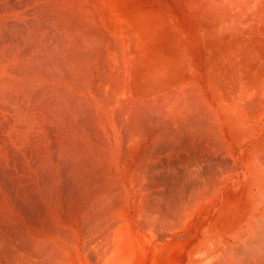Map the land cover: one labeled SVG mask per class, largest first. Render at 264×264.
<instances>
[{
	"label": "bare ground",
	"instance_id": "1",
	"mask_svg": "<svg viewBox=\"0 0 264 264\" xmlns=\"http://www.w3.org/2000/svg\"><path fill=\"white\" fill-rule=\"evenodd\" d=\"M26 1L10 8L0 0V232L20 228L23 242H33L24 251L44 257L38 263L51 255L58 264L70 261L67 247L85 237L83 226L121 239L131 208L152 214L158 201L153 206L150 190L162 189L165 178L151 179L149 170L181 175L183 192L189 175L197 189L189 202L201 207L208 198L200 175L205 152L225 154L232 166H220L218 179L240 177L257 194L236 242L210 264H264V0ZM173 3L179 19L167 13ZM187 11L202 29L191 49L190 23L180 18ZM66 186L78 190L70 215L60 199ZM180 197L167 205L168 215L158 206L152 216L179 225L193 207ZM16 198L41 204L43 218L37 214L32 226ZM67 226L75 227L70 239L62 233ZM24 257L12 255L17 264H26Z\"/></svg>",
	"mask_w": 264,
	"mask_h": 264
},
{
	"label": "rangeland",
	"instance_id": "2",
	"mask_svg": "<svg viewBox=\"0 0 264 264\" xmlns=\"http://www.w3.org/2000/svg\"><path fill=\"white\" fill-rule=\"evenodd\" d=\"M3 1L4 0H2V3H5V1H6V3H5L6 6H8V7L11 6L10 8H12L14 5H15L14 8H19L18 6H25L26 3H27L26 0H5L4 2ZM8 1H9V5L7 4ZM174 5H176V4L173 3V8L174 9L170 8L169 6H167V9L169 10V11L167 10V13L169 14V16H171L173 14L171 16L173 18L179 19L178 16L176 15V13H175V7H174ZM164 9H165V7L163 6V9L162 10H164ZM180 18L182 19V23H183L184 26H187L186 25V22L190 23V26H191L190 29L187 28V30H188V36H189V33H190V35L191 34L192 35L188 37V40L189 41H187V42L189 44V48L191 49L192 46H194L195 43L198 42L197 39H200L201 33H202V29H199L198 30V28H197V23L198 22L195 21V18H192L191 17V12L190 11H187V14H186V18L187 19L189 18L188 20L191 19L190 21L186 20L184 14L182 12L180 13ZM209 20H210V18L207 20L210 23ZM171 22H170V20L165 19V23H166L165 25L170 26V27L172 26L173 28H175L176 27L175 22L174 21L172 23ZM208 22H207L206 26H204V32H205V28H207L209 26V23ZM195 30H197L198 32L196 33ZM193 32H194V34H193ZM190 37H194V38H190ZM194 40H196V41L194 42ZM191 43H193V44H191ZM220 166L224 167L225 169L228 168V167H231L232 166V159L230 157L226 156L225 154L224 155H219V154L217 155L216 154L215 157H210V156L206 155V152H205V157H204V161H203V164H202V170H201V174L200 175H201V183H202V186H203V184L204 185H207V186H204V188L207 189V190L205 189V191H207L208 194H207V192L205 194H207V197L208 198H205V200L203 199L205 202L203 201L201 203V205H200L201 207H196V208L192 204H190V202H189V201H191V203H192V200L191 199L194 198L193 196H194V194H195V192L197 190V189H195V186H194L195 185L194 180L189 175H188V178L191 181L190 182L188 181L189 183L187 182V183H185V185H183V188L184 187H186V188L188 187L187 189L185 188V190H184L185 193H184L183 192V189H180L179 188V186H180V184L182 182L181 175L178 174L179 175V177H178V175L176 174L178 178L176 177L177 179L176 178L175 179H173V178L171 179L172 176H170V174L173 175V172H170V173L169 172H166L168 170L167 168L166 169H160V170H166L165 171L166 173H159L156 169H154V170L157 173L153 169H152V171L149 170V173L147 174L149 176V178H151V176H152L151 179H155L154 177H156L158 174H159V177L162 174L163 177L165 178V180H162L161 179L162 182H163L162 189H156L157 191L155 189H151L152 191L150 190L151 193H149V195H151V194L153 196L156 195L155 198L152 195L150 196V198L153 197L152 198L153 206H154V203L156 201H158V202L155 203V206L154 207L157 210V208L159 206V208H158L159 209V212H160L159 215L162 214V213L164 214V212L166 213V210L165 209H167L168 211H167V214H164V215H168V212H169V209H170L169 206L171 205V203L176 198H178L177 200H178V204H179V201H182L181 199H179V196H181L180 198H182L183 201L186 202L185 204H190L189 206H193L194 207V208L191 207L188 218L185 217V215H184L183 218L185 217L186 220L182 218V220H184V221L182 222V220H180L181 221V224H180V221H179V225L176 224L178 226L177 227V226H175L173 224L174 223V220L173 221H168L169 219L167 217H160L159 218L158 214H156L158 212H156L155 209H152V207L150 208V209H152L151 212H152V214H153V212H156L154 214V215H157L156 217L152 216V214L150 212H148V211H147L148 212L147 215H144L143 216L142 213H144V212L139 213V212H136L134 210V208L133 209L131 208L130 209L131 210L130 212H132V213H130V214L132 216L130 215L129 216L130 219H127L125 221V222L128 223V226H126V228H125V233H123V234H125V236L122 235V238L119 239L114 234V235H111L109 237L110 239H108V238L106 239L105 235L102 234L101 232H96L95 231V232L92 233V235H91V233H88L87 234V232L85 231V228L86 227L83 226L84 230L82 229L83 230L82 231V234H84L86 238H87V235H88V238L86 239L83 235H81V239L79 238V240H78L79 243H78V241H75L78 238H76V239L74 238L73 243L70 240L69 241L70 244L67 243V246L68 245H71V243H72V245L74 247L72 245L71 246H68L67 247V252L72 250L73 252L71 251L72 252L71 254H73L74 252L75 253L72 255V257H71V254H70V257L71 258L68 256L70 261L67 260V261H64L63 262V260H62V262L60 261L59 264H71V263L74 264L73 263L74 261H75V264H115V262H116V264H210L216 257H218L220 254H222V252L226 251V247L228 245L227 243H235L236 242V239H234V238H236V237H234L235 236L234 233H236L237 229L241 226L242 223H244V222L247 221V217H248L247 214H248V212L250 210L249 208H250L251 203H252V201L250 199L253 200L254 197H256L255 193L257 194V189H249L247 187V185L244 186L242 184V182H241V179L242 178L240 179V177L229 176V177H226L224 180L218 179V177L220 175V172H219L218 169H219ZM168 171H170V169ZM4 177L6 179V181H5L6 186L7 185L10 186V180L7 179V177H6L5 174H4ZM160 178H162V177H160ZM166 179L168 181H170V183ZM174 180H175V182H173ZM180 180H181V182H180ZM165 181H166V184H165L166 186H164ZM219 181H220V184H219ZM172 182L175 183V185L171 184ZM176 184H177V186H176ZM213 188H214V191H213ZM216 189H218V191ZM179 190H181L180 191L181 193L182 192L184 193V196H183V193L181 194L179 192ZM130 191H133V189H130ZM155 191L158 192V193L161 191L159 193L160 195L157 194ZM209 191L210 192L212 191V192L210 193ZM77 192H78L77 189H76V191L74 189H68L67 186L64 189H62V193H61L60 199L62 200V202H64V212L66 213V215H68L71 212V210L75 207V204L79 202L78 201V198H77ZM177 192L180 193V194H177ZM186 193L189 194V195L188 196L187 195L185 196ZM215 193H216V195H214ZM218 193H219V195H218ZM170 195H172V196H170ZM173 195H174L175 199H174ZM158 196H161L164 200L161 199V197H159L160 199H158ZM210 196H213V198H211ZM55 197H56V194L53 195V199L54 200H55ZM167 197H168V199H166ZM171 199H172V201H171ZM16 200H18V205L19 206L17 205V201ZM16 200H15L16 202H14L15 203L14 204L15 207H19V209H21L20 210L21 212L23 210V214H25V216H27L26 217L27 222H28V220H30V222H28V223H32L33 222V224H31L33 226L36 223V219H38L39 217L41 219V217L43 215V213L41 214V211H40V210H43L41 208V204H39L40 205L39 206V205H37V202L36 201H34V202L33 201H30L29 203H27V206H25L24 204H22V205L20 204L21 201L18 198H16ZM167 200H170L171 202L170 201L167 202ZM160 201H162V202H160ZM193 201H194V199H193ZM207 201H209V202H207ZM166 202L168 204H164ZM32 203H34V206L31 207V204ZM173 204L175 205L176 202L174 201L172 203L171 208H173L172 207ZM178 204H176V205H178ZM167 205H169V206H167ZM38 206L40 207V209H39ZM20 207H22V208H20ZM160 207H161V210H160ZM168 207H169V209H168ZM153 210H155V211H153ZM192 212H194L193 213V216L190 217L192 215ZM37 214H39V215L41 214V216L37 217ZM135 214H136V216L133 217ZM137 215H140V216L137 217ZM150 215H151V217H149V218H152V219L149 220L148 216H150ZM131 217H133V218H131ZM136 217L137 218H140V219H137ZM153 218L154 219L156 218L157 221H156V219L154 220ZM161 218L168 219L167 220L168 222L166 223V221L162 220ZM40 219H38V220H40ZM136 219L139 220V222H141V225H142V227L144 229L141 227V225L139 224V222L136 221ZM152 220H154V221H152ZM131 222H133V223H131ZM143 222H145V223L143 224ZM168 223H170L171 224V227H172V228L170 227L172 230H169V232H170L169 234L170 235L167 233L168 232L167 229H170L169 228L170 224H168ZM183 223H185V224H183ZM17 224H20V223L17 222ZM146 224H147V226H145ZM166 224H168V225H166ZM137 225H139V226H137ZM148 225L151 228L150 227L148 228ZM21 226L22 225H20V227ZM200 226H201L202 229L203 228L204 229L202 230L200 228ZM16 227H17V225H16ZM72 227L73 226H67V227H65L68 230L69 229L72 230V231L69 230V232L66 229H63L62 230V233L63 234L65 233L64 236L67 235L66 236L67 239L68 238L70 239L68 233L72 232V233L75 234V229H74L75 227H73V228ZM146 227H147V230H146L147 233L145 235V232L146 231H144V230H145ZM155 228H156L157 231L155 230ZM17 229L18 228H15L14 230H17ZM148 229H151V231L155 235L151 231H149ZM153 229L155 230V232H154ZM175 229H177V230H175ZM18 230L15 231V232H18ZM73 230H74V232H73ZM148 231L151 234H148ZM1 232H0V235H1L0 236V257L3 255V256H8V258L10 259L9 260L8 258L5 257V260L6 259L8 260V261L7 260L5 261L3 258H0L2 262L5 261V262H3L4 264H17L19 262L18 261L19 259L17 258L18 260H16V258H15V260H16L15 261L14 258H12V255L17 254V257H19V258L21 256L24 257V255L26 256L27 251L29 253V258L27 257L28 254H27L26 257H24L25 261L27 262L26 264H36V263L37 264H43V263L46 262L47 259H45V261L42 260L43 263H41L42 261H40L38 263L37 261H39V260L36 261V258H38L39 256L36 257V255L34 256L33 255L34 253L31 252V249L33 247V245H32L33 242H32V244L31 243L29 244L30 241L29 242L26 241L27 239H25L26 242L25 241L23 242L24 239L20 235L21 232L20 233L19 232L18 233H15L14 232V234L15 235L17 234V236H15L14 234L12 236H10L11 235V232L9 231V228L7 226H5ZM83 232H86V233H83ZM72 233H71V235H72ZM98 233H100V234H98ZM165 233H166V235H165ZM135 234H138V235H135ZM158 234H160V235H158ZM148 235H150L152 237H150V236L148 237ZM112 236H114L113 239H115V240L117 238V241L114 242L115 243V246H113L114 244H112L113 241H114V240L112 241ZM136 236H138V237L140 236L139 239ZM157 236H159V237H157ZM160 236H162L161 237V238H163L162 240L159 239ZM21 237H22V240H21L22 242L20 241L21 243H19V245H18V242L21 239ZM103 237H105L104 238L105 241H104ZM132 237L133 238L135 237V238L133 239ZM16 238H18L17 239L18 242H17V240H15ZM143 239H145V240H143ZM140 240H142V241H140ZM151 240L153 242H151ZM154 240H156V241H154ZM149 241L151 243L156 242V243H158V245L156 243L151 244V243H149ZM80 242H81V244H80ZM100 242H102V244ZM22 243L23 244L24 243H28L29 246L31 245L30 246L31 247L30 252H29V248L26 249V251H24L25 248H26L25 245L27 247H28V245L27 244H24V246L22 248ZM116 243H118V244H116ZM11 246H12L13 249L16 247L18 249V251H17V249H16V251L19 252V253H17L15 251V249H14V252H13L14 254H13L12 253L13 249L11 248ZM111 246L115 247V249L113 247H112L113 249H111L110 248ZM153 246H155L157 248H155V247L153 248ZM18 247L21 248L22 250L21 249L19 250ZM68 248H69V250H68ZM8 250L11 251V252H9ZM108 251H110V252H108ZM212 251H213V254L208 255ZM25 252H26V254H25ZM147 252H149V253H147ZM30 253H32V254H30ZM59 253H61V252H59ZM102 253L105 254V255H103ZM150 253H151V255H150ZM65 254L66 255H69V252H68V254L67 253H65ZM65 254L64 255L62 254V256H66ZM30 255L33 256V257H31L32 259L30 258ZM58 256H61V255H58ZM13 257H16V255L13 256ZM50 257H52V255L49 256V257L48 256L46 257V258H48L47 263H49V262L53 263L54 262V261H49V260H53V258H54L53 257L51 259ZM42 258L44 259V257H41V256L39 257L40 260ZM74 258H75V260H74ZM20 259H22V258H20ZM107 259H108V262H107ZM147 259H148V261H147ZM109 260H111V261H109ZM35 261H36V263H32V262H35ZM56 261L57 260H55V262ZM20 262H22V261L20 260ZM20 264H22V263H20ZM55 264H58V261Z\"/></svg>",
	"mask_w": 264,
	"mask_h": 264
}]
</instances>
